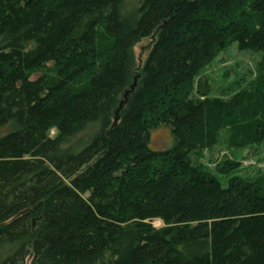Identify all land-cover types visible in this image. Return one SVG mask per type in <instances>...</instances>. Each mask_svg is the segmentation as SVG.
<instances>
[{"label":"trees","instance_id":"trees-1","mask_svg":"<svg viewBox=\"0 0 264 264\" xmlns=\"http://www.w3.org/2000/svg\"><path fill=\"white\" fill-rule=\"evenodd\" d=\"M126 4L0 0V264H264V170L202 160L264 144V0ZM231 42L259 61L210 95L196 78Z\"/></svg>","mask_w":264,"mask_h":264},{"label":"rangeland","instance_id":"rangeland-1","mask_svg":"<svg viewBox=\"0 0 264 264\" xmlns=\"http://www.w3.org/2000/svg\"><path fill=\"white\" fill-rule=\"evenodd\" d=\"M136 1V0H135ZM133 0H127V7H131ZM151 38L141 39L133 46L136 67L142 66L151 46ZM260 53L251 50H241L236 42H231L222 48L216 55L201 69L197 80H206L210 86V95H226L234 89L238 83L243 84L253 75L255 65L259 61ZM52 63L47 67L51 68ZM41 72L33 74L36 78ZM91 129L80 132L72 138L65 146L80 147L90 137ZM50 135H55V130H50ZM172 145L169 126H160L150 133V147L152 149L164 150ZM232 152V153H231ZM231 153V154H230ZM236 158L241 165V173L245 175H255L258 171L264 170V144L256 146L240 147L229 149L224 144H217L212 150L203 152L202 160L206 163L210 161L213 166L215 160L224 158ZM208 160V162H207ZM212 168V167H211ZM220 181L225 184L226 178L221 177ZM154 227H161L162 222L158 219L152 221ZM3 249V248H1ZM0 249V253H1ZM29 264V260L26 262Z\"/></svg>","mask_w":264,"mask_h":264},{"label":"water","instance_id":"water-1","mask_svg":"<svg viewBox=\"0 0 264 264\" xmlns=\"http://www.w3.org/2000/svg\"><path fill=\"white\" fill-rule=\"evenodd\" d=\"M135 85H136V78L134 79L133 84H131L127 89L123 91L122 100L119 102L118 110L116 111V117L114 119V124H116V121H117L118 111L123 107V105L126 104L128 96L134 92Z\"/></svg>","mask_w":264,"mask_h":264},{"label":"bare ground","instance_id":"bare-ground-1","mask_svg":"<svg viewBox=\"0 0 264 264\" xmlns=\"http://www.w3.org/2000/svg\"><path fill=\"white\" fill-rule=\"evenodd\" d=\"M134 81V80H133ZM133 84V83H132ZM127 89V88H126Z\"/></svg>","mask_w":264,"mask_h":264}]
</instances>
